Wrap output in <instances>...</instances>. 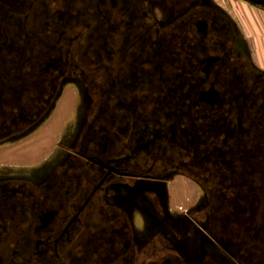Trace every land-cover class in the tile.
Listing matches in <instances>:
<instances>
[{"label": "flooded vegetation", "instance_id": "flooded-vegetation-1", "mask_svg": "<svg viewBox=\"0 0 264 264\" xmlns=\"http://www.w3.org/2000/svg\"><path fill=\"white\" fill-rule=\"evenodd\" d=\"M51 1L0 0V19L42 13L4 42L0 141L49 116L68 79L88 77L94 115L49 182L0 175V264H264V71L224 6L168 0L182 16L160 26V0H58L55 27Z\"/></svg>", "mask_w": 264, "mask_h": 264}, {"label": "rangeland", "instance_id": "rangeland-1", "mask_svg": "<svg viewBox=\"0 0 264 264\" xmlns=\"http://www.w3.org/2000/svg\"><path fill=\"white\" fill-rule=\"evenodd\" d=\"M58 2V0L50 2L51 4L48 9L49 13L46 18L49 19L50 22H56L53 23L55 27L58 24L60 25L55 14L64 9L61 6L62 4ZM160 2L159 4L148 3V11L154 16L160 26L170 23L176 16H182V12L175 13V9L168 5V0H160ZM189 2H192V4H190V7L188 6V11L195 8H197L196 10L202 8L212 9L214 4L220 3L221 6H224L223 8L231 12L234 6L229 0H224V3L223 0H188V3ZM20 10H22L21 13L13 16L10 15L12 12L11 10H6V12L1 15L0 57L12 52L14 53V50L18 49L16 42L8 43L9 45L4 42L7 38L19 39L20 36H24L25 38L24 32L26 28H22L26 26L25 22L29 23L27 24V34L32 36L33 33L38 31L36 29V22H41V11L36 10L33 13H29L25 8H21ZM18 26L22 29L21 31L17 30ZM61 28H63L62 24ZM2 43L4 45H1ZM87 78L88 77L85 79H83V77L79 79L75 78V83L72 81L73 79H68L69 84H65L61 98L56 102V106L53 111L49 113V116L47 115L46 118L42 119L34 126L29 127L18 136L0 141V175L5 170L9 171L8 175H1L6 176L3 178L28 181L39 186L49 182L54 177L52 172L63 164L61 157L66 154L65 151L73 150L76 143L83 142L82 136L87 133V130H89L92 125V121L88 123L87 120L93 117L94 112L89 108L87 101L84 100V96L88 91L87 83L89 80ZM63 97L64 100L62 102ZM60 104L61 106H59ZM85 114L89 115L88 118L84 117ZM120 131L125 135V129ZM82 142L79 145L81 151L86 148ZM78 160L80 163L83 162L80 159ZM176 178L174 182H179L182 185V192H184L185 186L188 187L187 183H185L186 181H182L184 179L181 177L178 178V176ZM131 183L132 180H129V184ZM190 194H193V197H191ZM201 196V191L199 189L197 190L195 187V191L191 190L188 198L186 195L185 205L183 206V204H180L182 206L178 205L175 209L177 211L190 209L200 201L202 198ZM209 228L212 230L211 226H209ZM208 235L211 236V234ZM194 252V248L190 249V260L193 259L195 255ZM165 258L166 257L163 256L161 259L164 260ZM206 262H209V264H233L228 256H225L222 263H216L214 256L211 255L207 258Z\"/></svg>", "mask_w": 264, "mask_h": 264}, {"label": "crops", "instance_id": "crops-1", "mask_svg": "<svg viewBox=\"0 0 264 264\" xmlns=\"http://www.w3.org/2000/svg\"><path fill=\"white\" fill-rule=\"evenodd\" d=\"M230 2L232 0H229ZM233 10L225 11L231 24L235 27L238 37L245 43L254 65L264 70V9L249 6L242 1L233 0ZM191 249L198 246V240L188 234Z\"/></svg>", "mask_w": 264, "mask_h": 264}, {"label": "bare ground", "instance_id": "bare-ground-1", "mask_svg": "<svg viewBox=\"0 0 264 264\" xmlns=\"http://www.w3.org/2000/svg\"><path fill=\"white\" fill-rule=\"evenodd\" d=\"M68 102V101H67Z\"/></svg>", "mask_w": 264, "mask_h": 264}]
</instances>
